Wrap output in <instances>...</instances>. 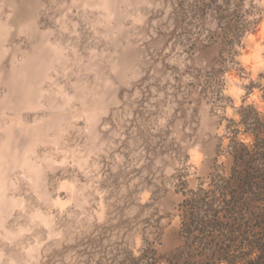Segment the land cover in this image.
Listing matches in <instances>:
<instances>
[{"label":"clouds","instance_id":"1","mask_svg":"<svg viewBox=\"0 0 264 264\" xmlns=\"http://www.w3.org/2000/svg\"><path fill=\"white\" fill-rule=\"evenodd\" d=\"M0 264H264V0H0Z\"/></svg>","mask_w":264,"mask_h":264}]
</instances>
